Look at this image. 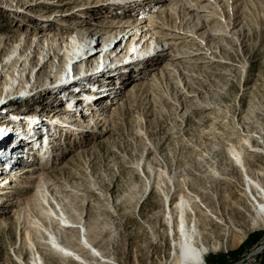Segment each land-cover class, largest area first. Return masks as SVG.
<instances>
[{"label": "rangeland", "instance_id": "obj_1", "mask_svg": "<svg viewBox=\"0 0 264 264\" xmlns=\"http://www.w3.org/2000/svg\"><path fill=\"white\" fill-rule=\"evenodd\" d=\"M63 1L48 0L40 7L32 5L31 0L19 3L14 0L13 6L7 7L10 0H0V38L5 36L0 54L10 47L11 41L6 37L11 38L25 26L34 30L44 22L42 19L70 26V31L77 32L80 27L74 18L80 13L81 0ZM106 1L88 3L97 5ZM15 5L25 11L20 20L18 13L11 10H15ZM240 10L239 24L235 27L241 29L235 30L239 39L233 38L234 34L232 38L231 35L223 38L216 33L222 37L215 36L219 42L209 44L214 58L209 59L210 55L204 59L191 58L184 61L178 76L169 73L168 77L159 76L149 80L147 87L144 84L135 93L125 94L118 106L109 110L111 124L105 123L108 130L99 135L81 133L88 140L59 164L62 170L54 169L52 175L63 185L67 196L62 194L70 202L69 217L81 221L85 228H81L82 232L103 255L98 264H173L174 248L170 246L163 211L165 197L174 200L179 192L197 194L212 210L208 243L217 241L220 248L206 254V264H241L239 260L256 251V244H264V225L254 224L255 212L243 196L245 182L238 160L229 148L233 144L241 150L249 175L257 176L261 171L260 178L264 180V0H247ZM167 46L159 52H167ZM93 62L87 61L84 69L96 68ZM54 66L53 72L60 66L56 58ZM72 67L70 64L68 70ZM4 71L0 78L3 96L19 86L18 81L7 85L10 70ZM38 72L37 78L33 77L24 86V91L10 94L14 97L31 92L28 88L34 85L38 89L49 80L51 83L54 76L50 77L49 67ZM136 73L132 71V76H128L136 78ZM126 79L122 81L124 92L132 87V80ZM24 97L7 98L4 104L22 101ZM28 102L27 107L25 102L21 108L41 106L43 111H48L44 103ZM246 137L249 144L243 140ZM13 195L7 197L6 203H15L11 199ZM203 207L199 209L205 211L207 208ZM3 209L4 205L0 206V219L13 217L12 212H2ZM201 211L197 212L200 225ZM212 215L222 218V222ZM17 223L14 220L7 226L0 224V264H29L30 252L20 240L23 223ZM74 228L60 231L59 241L74 242ZM43 251L47 264H60L61 258L52 257L44 247ZM253 257L250 261L258 258ZM68 258L67 264H76ZM104 259L107 262H102Z\"/></svg>", "mask_w": 264, "mask_h": 264}, {"label": "bare ground", "instance_id": "obj_2", "mask_svg": "<svg viewBox=\"0 0 264 264\" xmlns=\"http://www.w3.org/2000/svg\"><path fill=\"white\" fill-rule=\"evenodd\" d=\"M12 1L14 0H10V6L7 7L13 6ZM16 1L19 3L21 0ZM31 1L33 2L32 5H39L40 7L42 6L41 4L48 3V0ZM68 1L72 0H66L62 3H68ZM89 1L90 0L80 1L81 6L78 9L80 13L78 12V17L74 18L76 21L75 24L80 27L77 32L70 31V26L55 25L54 23H49V19H42L44 22H40L36 25L34 30L28 29V27L25 26L26 28L23 27V29L17 33L15 32L14 35L12 34V39L6 37L9 39L8 41H11L9 42L11 43L10 47L5 54H3V52L0 54L2 57L0 60V78L3 76L5 69L10 70L6 81L7 85L12 86L15 81H18L19 85L15 90L6 92V95H4L5 97L0 89V100L4 97V101L7 97L8 99L15 98L13 96L9 98V96L17 93L16 91H18V93L24 91V86L27 85L33 77V79L37 78L38 71L42 67H49L50 77L55 76V74L61 77L70 72L68 71V67L70 64H73L74 68L72 67L71 69L74 70L77 68L80 74H71L73 76L71 77L72 81H75L76 79H81L82 76H87V71L84 69V64L87 61H94L92 64H96V68L90 71L94 72L96 70L93 75H97L100 72L98 71V63L109 62V60L112 62V60L118 59L119 55L120 57L126 58V55L129 54L128 52L132 51L131 45L127 44L126 49H124L125 53H122L121 50H119V53L117 50L118 47L114 49V46L113 49L105 50L104 47L99 49L97 52H102V57L101 55H97V52L86 55L87 51L85 52V50H88L86 48H90L88 44L92 35L98 32H102L101 36L107 40L105 42L107 44L117 42L119 35L122 36V34L128 32L133 33L135 36L139 34L138 42L142 44L141 48L135 51V55H129L132 62H134L133 60H139L132 63L133 65L131 66L133 73L137 72L136 78H132V75L129 76V81H133H131L132 87H130L127 92L120 90V92L115 95L116 97H114L112 104L103 111L98 112L99 116L97 121L93 119L77 121L67 115H64V118L59 117L58 119L61 121L67 120L64 129L70 133L71 137L68 138V140H64L65 145L62 147L61 137H56V139L49 141L52 142L49 144L47 140H44V143L41 142L40 146H38L35 151L31 152L38 155L37 160L44 161L41 168H38V163L33 159L25 160V157L20 156L22 155L20 152L23 151L24 146H28L26 141L25 143L23 142L24 146H22L16 140L12 142V137L15 131H17L15 134L16 137H19L21 134L20 132L23 133L25 126H27L28 130L32 133L34 132L33 129L35 125L36 127H40L37 120L32 121L29 118L33 115L38 118L41 116V114L36 111L38 107L35 108L33 106V108L27 110L24 109V107L21 108L20 105L26 102L27 107L28 101V103L37 105L40 101L38 100L40 94L46 91L39 90L37 91L38 93H34L33 95L36 94L34 96L35 99H22L18 104L14 102L15 108L18 107L15 114L21 116L19 119H21L22 122H26L23 123V125H21L22 122L18 120L16 122H18L19 125L15 128L12 122L9 121V115H5L4 110L0 112V127H2V124L8 119L6 126L0 128V131H6L8 133L11 131L7 137L9 140L6 141L0 138V154L4 158L9 159L10 162H16L14 172L9 178L7 177L8 182L0 183V206L4 205L2 212H12L11 216L13 217L1 218L0 224L7 226L14 220L18 223H23L22 231H19L20 240L22 243L21 245L30 252L29 264H47L45 261L47 258H43L42 255L44 253L43 247L44 250L50 251L51 254H49L52 257L56 258L58 256V258H61V261L63 259L64 262L61 263L60 261V264L65 263L68 257L71 262H75L76 264H98L100 262V257L103 255L100 250L90 243L86 234L82 232L81 228L83 224L81 225V221L76 218L73 220L68 215V204L70 202L66 199V193L64 194L63 192V185L60 184V186L53 176L55 174H53L54 169L62 170L59 164L63 163L65 158L72 154L71 152H73V150L77 149L84 141L88 140L85 136L82 140L80 138L83 137L81 133L84 132L89 136L94 134L99 135L105 132V123H108L110 120V116H108V114L110 115L109 110L115 108L120 99L124 98L123 96H125V94L129 92L135 93L138 87L139 89L144 88L142 86L144 84H146L147 87L149 80H156L159 76L162 77L167 74L168 77V73L178 76V74H181L178 70L181 68L184 61H189L191 58L196 60L198 58L204 59L208 57V55H213L211 57L209 56V59L214 58L215 54H212L214 50H211L210 47L212 46L209 44L211 41L217 42L218 40L215 39L216 37H222L216 36V33L222 34L223 38H225L224 36L229 37L231 34H234L233 38L237 39L238 35H235V30L237 29H235V27L239 24L237 13L241 11L240 9L242 6L244 7L247 5V0H107L97 5L90 4L88 3ZM138 4H140L139 6L141 9L137 11L135 8ZM20 7L21 6L15 5L13 7L15 10L11 9L18 13V15H16L18 20L22 18L21 13L23 14L25 12L21 10ZM225 7H228V10H225ZM134 11L138 14H133ZM204 11H206V13ZM90 12L91 15L89 14ZM231 14H234L232 17L233 20L229 16ZM87 16L88 19L85 21ZM101 17H103V19L100 20ZM105 18H107L106 21H104ZM202 28L204 29L200 30ZM237 30L241 31V29ZM134 35H132V37H134ZM232 36L233 35L230 37L232 38ZM153 37L155 38L154 41ZM4 38H0V47L2 45V39ZM121 39H123V37H121ZM165 45H168L167 48L169 50L167 52H159L165 49ZM158 47L161 48L159 49ZM28 50L29 52H27ZM148 50L151 51L147 52ZM29 55H31V57ZM55 58L60 66L53 72ZM209 59L207 60L209 61ZM32 61L35 62L32 63ZM187 72L189 73V71ZM33 88H37V85L28 89L33 90ZM6 90L8 91V88H6ZM96 97L98 99L103 96ZM7 105L10 104L7 102L6 104L3 103L0 109L2 107V109L6 108ZM14 109L11 111L13 112ZM40 110L43 109L41 108ZM33 111L34 113L32 114ZM49 112H51L49 122L53 123V121L57 119L58 112L55 111V113L52 114V110L48 109L46 113ZM43 119L44 118L40 119L41 123L42 121L44 122ZM76 133H78L77 136L80 138L78 140H76ZM243 140L249 144L247 137L243 138ZM8 143L10 144L9 146ZM49 145H53L54 147L60 145V149L56 150L55 157L60 155L61 158L54 157L52 162L48 160V157V159L45 158V155L50 156L52 154L49 152ZM229 148L231 153L236 156L238 160L237 163L239 164L241 177L245 182L243 196L246 197V202L255 212L253 219L254 224L257 225L260 223L264 225V180L260 178L262 172H257V176H250L248 166L241 157V150L236 148L233 144H230ZM30 155L29 153L27 154L29 157ZM0 158L2 157L0 156ZM0 166V170L7 168L5 163ZM1 176H3V173H0V177ZM18 185L23 188L19 189V187H17ZM62 193L66 195V198ZM16 194L19 195L16 196ZM9 195H13L11 199L15 200V203L10 201V203H6L9 200V198L7 200ZM202 200L203 199L199 198L197 194L185 195L181 192L178 193L174 200H171L167 196L165 197L163 215L170 246L174 248L173 264H206V254L220 248L217 241H213L210 245L208 243L209 240L207 235L210 234L208 230L210 225L209 217L211 216L212 210L207 207ZM201 204L204 207L201 206ZM200 207L207 209L201 211L199 209ZM199 211H201L200 214L203 216L202 225L199 223L200 219L197 214ZM212 217L215 218L217 222H222V218L219 216L212 215ZM74 227L77 228L76 231ZM72 228H74L75 232H73L74 234L72 235L75 241H70L71 239L67 240V242L63 240L66 243L59 241L60 237L58 234ZM60 231L61 233H59ZM65 238L67 237L65 236ZM43 244L44 246L41 247ZM85 252H87L88 255H85ZM104 260L102 262H107Z\"/></svg>", "mask_w": 264, "mask_h": 264}, {"label": "built area", "instance_id": "obj_3", "mask_svg": "<svg viewBox=\"0 0 264 264\" xmlns=\"http://www.w3.org/2000/svg\"><path fill=\"white\" fill-rule=\"evenodd\" d=\"M137 6V5H136ZM136 9V8H135ZM135 12H133V14H134ZM128 34H132V33H130V32H128V33H126L125 35H128ZM125 66H127V65H125ZM125 68L126 67H124V69H123V75L124 74H126L127 73V71L125 70ZM114 69V71H118L117 69H118V66L117 67H115V68H113ZM108 79H106V81H104V83L105 84H107V83H109V82H111V78L110 77H107ZM118 82V78H117V80H116V83L113 85V83L111 82V83H109L110 85L109 86H111L112 88L110 89L111 90V92H110V94L108 95V97H107V103L108 104H112V101H113V99H114V97H116L115 95H117L118 94V92H120V90H123V86L122 85H119V83H117ZM98 84L96 83L95 84V86H97ZM107 104V105H108ZM107 105L106 104H102V103H100V102H95V103H92V104H90L89 106H88V108H86V110H85V115H86V117L87 118H90V119H93V120H98L97 118H98V116H99V113L98 112H100V111H103L106 107H107ZM84 133V132H83ZM78 135V133H76V140H78V139H82L83 140V138H84V135H83V137H78L77 136ZM258 244H256V248H255V250L256 251H252V253H249V254H247V256H246V258H242L241 260H239V262L241 263V264H264V262H263V259L261 258V257H263V253H264V244H261V245H258ZM250 251V252H251ZM256 252V253H255ZM253 253H255V254H253ZM251 256H254L253 258H255V256L257 257L258 256V258H256L254 261H250V257ZM248 261V262H247ZM259 261V262H258ZM255 262V263H254Z\"/></svg>", "mask_w": 264, "mask_h": 264}, {"label": "water", "instance_id": "obj_4", "mask_svg": "<svg viewBox=\"0 0 264 264\" xmlns=\"http://www.w3.org/2000/svg\"><path fill=\"white\" fill-rule=\"evenodd\" d=\"M12 96H13V95H10L9 98H11ZM7 98H8V97H7ZM3 103H5V102H4V101L2 102V104H1L2 106H3ZM1 105H0V106H1Z\"/></svg>", "mask_w": 264, "mask_h": 264}, {"label": "trees", "instance_id": "obj_5", "mask_svg": "<svg viewBox=\"0 0 264 264\" xmlns=\"http://www.w3.org/2000/svg\"><path fill=\"white\" fill-rule=\"evenodd\" d=\"M245 241H243V243H244ZM243 243H241V244H243Z\"/></svg>", "mask_w": 264, "mask_h": 264}]
</instances>
